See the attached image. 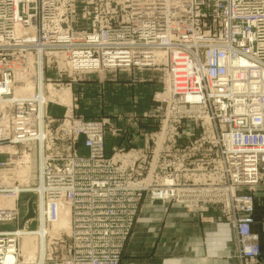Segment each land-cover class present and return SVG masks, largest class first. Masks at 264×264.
I'll return each mask as SVG.
<instances>
[{
	"label": "built area",
	"instance_id": "2783aa9c",
	"mask_svg": "<svg viewBox=\"0 0 264 264\" xmlns=\"http://www.w3.org/2000/svg\"><path fill=\"white\" fill-rule=\"evenodd\" d=\"M210 16L215 29L202 28ZM133 68L164 71L165 96L158 101L207 119L223 185L264 183V0H0V264H120L146 196L194 204L191 184L151 178L167 170L156 164L158 149L172 147V137L159 144L166 124L155 133L154 149L115 145L108 155L107 135L126 132L114 118L84 119L77 103L63 116L49 113L54 104L66 106L50 98L61 80L49 78V70L78 82ZM193 108L199 116L190 114ZM116 118L128 124L132 115ZM25 168L34 173L29 181L19 174ZM24 193L32 197L23 213ZM224 193L237 215L240 254L259 257L254 194ZM9 196L13 205L2 204ZM213 198L221 199L220 192ZM31 199L34 217L25 220ZM64 206L70 231L46 233L45 248L24 256L21 229L35 231L28 225L35 221L37 228L54 226Z\"/></svg>",
	"mask_w": 264,
	"mask_h": 264
},
{
	"label": "rangeland",
	"instance_id": "374dc122",
	"mask_svg": "<svg viewBox=\"0 0 264 264\" xmlns=\"http://www.w3.org/2000/svg\"><path fill=\"white\" fill-rule=\"evenodd\" d=\"M214 15V14H213ZM217 22L213 21V17L210 16L209 20L206 22V24L202 27V28H206L207 25H210L213 29H215ZM120 74H128L130 81L132 82V79L135 80L137 79V82H141V83H148V84H152L153 86L150 87H146L148 88L150 91L153 92V96H151L152 98L149 101V104L151 105V107H149V104L143 106L140 110H130V109H123L121 110L120 108H114L115 105H118V101H120V98H118L117 96H113L111 94H108V90L106 91L105 87L101 88V86H105L104 84H106V87H112V85L108 84L107 82H109L107 79L109 78H117L118 76H120ZM47 76H49V78H55L58 80H61V82L59 83L60 87H65V89L63 91H58L60 89V87L57 88V86L55 87L56 89H54L51 86V94L52 96H59L61 102H63V104H65L66 106H60V105H52L49 108V113L54 116H63L65 114V112L69 109L67 106H70L72 103L73 104H78V109L76 110V115H79L81 117H84V119H91V118H95V119H101L104 117H109L112 118L114 117L116 114L119 115V113H123L124 112L127 115H132V120L130 121V123H128L130 125V128L135 127L136 125H143V124H149V128L153 129V130H143V137L144 139L141 140L143 141V147H149V149H154L155 147V141H156V134H159L161 132V128L163 129L164 124L166 122L167 116H170L172 118L176 117V121L177 124L175 126V130L172 134H170V136H167L168 130H166L164 133L162 132V134L160 135V139L161 141L159 142V144H161L162 146H166L167 144H169L171 142V137L173 138V141L170 143V145L172 147H165L162 151V147H160L157 151V153H159L161 158H158L156 160V164L157 161H160L159 163L161 164V166L166 165L167 166V170L166 171H162L161 168L156 169V171H159L157 174L152 173L151 175H153V177H157V179L166 177V176H171V171L173 170V164L175 163L177 157L180 155L183 158L185 157V164L187 166H190V170L192 171L191 173H194L190 179V181L187 182V185L190 186V184L194 187L195 191L192 192L191 196L192 199L195 201L194 204H192V206L190 207H184L180 204H175L173 203L172 205H165L166 207H171L174 205H180L184 208H186L187 210H191V211H199L200 213L203 212H207L209 211L211 208H217L221 215L223 216L225 221H228L231 226L234 228V230L236 231L237 234V238H238V232H237V215L228 208L226 202H227V198L225 197V195L227 193H224V191H234L236 197H243V196H248L249 194L253 193L255 196V200H254V207L256 204V196L258 191L262 188V186H264V183H261L259 186L257 187H243V186H234V188H229V184L226 183L225 185H223V181L226 180L225 177L222 176V172L220 174L221 177H216L214 170H218V167L216 166V162L212 161L215 160V149L216 147L213 148H208L209 145L211 144H215L214 141V134L213 135H209L208 134V125H206L204 122V120L207 119H199L196 117H192L189 118L188 115L183 114L184 110H182V108H176L171 109L168 106V101L162 102V101H158L157 99V95L158 94H162L165 90V85H166V81H165V74L164 71H160V70H145V69H138V68H133L131 71H114V73H93V74H87L83 76V80H80L78 82H73L72 79H70L69 77L62 76V77H57L58 75H56L55 72H52L51 70H49V72L47 73ZM126 77V76H125ZM124 77V78H125ZM122 78V77H121ZM119 80V79H118ZM127 80V79H126ZM71 82V85H68V83ZM128 82V80H127ZM126 82V83H127ZM50 83V82H49ZM68 87V88H66ZM58 89V90H57ZM72 93H71V91ZM82 92V94H81ZM67 95V98H66ZM107 95L109 97H107ZM163 95V94H162ZM165 95H163L164 97ZM72 97H73V101H72ZM66 99V100H65ZM82 103V104H81ZM148 103V102H147ZM120 104V103H119ZM148 108V109H147ZM171 110H170V109ZM146 109V110H143ZM114 111L113 114H110V116H106L109 115L110 112ZM143 111V112H142ZM197 110L193 108V110L190 112V114L192 116H199L200 114L198 112H196ZM117 115L114 117L116 118ZM129 118V117H128ZM180 121V122H179ZM116 123V122H115ZM156 125V129L155 126ZM133 126V127H132ZM207 126V129L205 130ZM212 128V126H211ZM134 129V128H133ZM146 129V128H145ZM213 130V128H212ZM160 131V132H159ZM127 132V131H126ZM126 132H120L119 135H114L112 133H109L106 137V143L107 146L108 144L114 143L111 142V140H118V144H116V146H120L123 143H127V149H129L128 147L131 146L132 143H135L133 140L131 141L132 138V134H127ZM125 134H127L128 136H126ZM164 136L167 137V140L164 141ZM140 139V137H138ZM126 139V140H124ZM110 140V142H108ZM121 140V142H120ZM214 141V142H213ZM134 144L131 146L133 147ZM188 146V148H187ZM156 153V154H157ZM107 154H108V150H107ZM109 155V154H108ZM112 155V153H111ZM152 156V153H150V158ZM29 160H30V164L34 165L33 171L34 173L37 172V165H35V160L33 158V155L30 154L29 155ZM190 161L189 164H187ZM2 165H7V164H2ZM210 165V169L209 166ZM218 165V164H217ZM7 167V166H6ZM5 167V168H6ZM200 167L202 168V170L206 169L207 172L205 179L201 178V179H197L196 174L197 171L200 169ZM23 171H25L23 173V175L27 176V174H31V179L34 177V173L32 171H27V168H25ZM7 174V173H6ZM10 175V174H9ZM182 171L179 172V176H182ZM21 176V175H20ZM213 178V179H212ZM30 179V180H31ZM209 179V182L207 183V180ZM212 179V180H211ZM28 181V180H26ZM163 182V181H162ZM222 184V185H220ZM203 189H205L206 193H201L200 190L203 191ZM218 192H220V198H213V197H218ZM188 196H190V190L188 191ZM200 196H204L203 201H199L197 202V198ZM32 197V195L30 193H24L21 195L20 200L18 202V207H20V209H22V212L24 213V211L26 210V202ZM149 197V196H148ZM150 198V197H149ZM191 199V200H192ZM156 202H161L159 200H156ZM7 205H11V204H7ZM13 205V203H12ZM239 215H243V217L245 216V213L242 212V214ZM254 219H255V209H254ZM138 220V218H137ZM137 222V221H136ZM255 222V221H254ZM136 224V223H135ZM254 224V223H253ZM29 228L31 230H37V222H29L28 223ZM135 226V225H134ZM253 228V226H252ZM22 230V229H21ZM134 230V229H133ZM133 230H132V234H133ZM28 235L30 236V234H28V231L26 232H21L22 238H21V251L23 253H25L24 251H27L29 249V246L31 244V239H33V237L28 240L25 241L24 240V236L23 235ZM253 234L255 235V233L253 232ZM132 236V235H131ZM130 236V238H131ZM129 238V239H130ZM129 239L126 241V245L129 241ZM256 239V237H255ZM33 241L36 242L35 239H33ZM256 242L258 243V245L261 248V245L259 244L258 240L256 239ZM38 244L40 245V242H38ZM125 245V247H126ZM125 250V249H124ZM123 250V253H124ZM240 250L241 247L239 246V252L238 255L245 261V263H250L255 261L256 264H258V258L257 257L255 259H246L244 256H242L240 254ZM262 252V250H261ZM38 256V254H37ZM123 256V254H122ZM122 260V258H121ZM121 263V261H120Z\"/></svg>",
	"mask_w": 264,
	"mask_h": 264
},
{
	"label": "crops",
	"instance_id": "0c3cea01",
	"mask_svg": "<svg viewBox=\"0 0 264 264\" xmlns=\"http://www.w3.org/2000/svg\"><path fill=\"white\" fill-rule=\"evenodd\" d=\"M129 77L128 74H120L117 78H109L107 83L112 87L107 88L104 84L105 86L101 88L105 87L108 94L120 98L114 108L141 111L153 96V92L146 87L153 85L137 82V79L129 82ZM113 113L114 111L106 116ZM119 114L126 115L125 112ZM114 121L118 127L125 128L127 134H132L131 141L135 143L131 146L134 144V148L144 146L141 141L144 139L143 130H153L149 128V124H143L134 131L124 120L114 118ZM153 125L156 129V125ZM127 134L125 135L128 136ZM117 141L111 140L114 143L108 144L109 155L118 144ZM126 141L123 146H127ZM256 197L255 222L252 229L262 250L258 264H264V186ZM238 252L239 241L236 231L224 220L217 208L200 213L187 210L180 205L166 207L162 202H153L146 196L120 264H247Z\"/></svg>",
	"mask_w": 264,
	"mask_h": 264
},
{
	"label": "bare ground",
	"instance_id": "6f19581e",
	"mask_svg": "<svg viewBox=\"0 0 264 264\" xmlns=\"http://www.w3.org/2000/svg\"><path fill=\"white\" fill-rule=\"evenodd\" d=\"M170 2V0H168V3ZM22 31L19 29L18 30V33H21ZM165 54H161V56H164ZM107 73V72H105ZM25 88H29V85L26 84V85H23ZM68 88V87H66ZM211 88H213V85H211ZM65 89V87H62L60 91H63ZM69 89V88H68ZM71 91V90H70ZM72 93V91H71ZM50 98L51 99H59V96H52V94L50 95ZM66 98H67V95H66ZM73 99V97H72ZM66 100V99H65ZM61 101V100H60ZM63 103V102H62ZM82 104V103H81ZM71 106V105H70ZM205 123V122H204ZM166 124V128L168 130V133L167 135L169 136L170 134H172L175 130V126L177 124V122L175 121H172L170 122L169 120H167L165 122ZM206 125H208V134H212V128H211V125L209 124V122L205 123ZM207 129V126L205 128V130ZM167 139L166 136H164V141ZM141 148H144V147H141ZM33 155V158L35 160V165H38L39 166V160H38V156H36V154L34 152L31 153ZM159 158H161L159 156ZM122 159H126V157H123L122 156ZM190 161L187 163L189 164ZM155 167V165H154ZM182 171V176H179V172ZM25 171H22L20 170L19 171V174L21 176H23L24 180H30L31 179V174H27V176L23 175ZM192 171L190 170V166H187L185 164V157L183 158L182 156H178L175 163L173 164V170L171 171V176H166L164 178H160L159 180L165 182V181H171L173 180L174 182H188L190 181V179L192 180L191 176L194 174V173H191ZM207 170L204 169L202 170V168L200 167V169L197 171V174H196V177L197 179H205L206 177V173ZM221 172V169L218 168V170H214V173L216 175V177H220V173ZM153 175H151L152 177ZM213 179V178H212ZM211 179V180H212ZM34 181V180H32ZM209 182V179L207 180V183ZM2 204H11L14 203L13 202V197H3L2 200H1ZM71 217H70V213H69V210H68V207L64 206L62 207V212H61V215H60V218L59 220L57 221V223L54 225V226H46V225H43V226H40V228H38V230H35V231H29L27 229H22L20 231L21 232H26L28 231V234H30V236L28 235H23L24 236V240L25 241H28L30 239V237L33 239L36 240L33 241V239H31V244L29 246V249L27 251H24L25 253H22L24 254V256L28 257L29 259L30 258H34L38 249L40 248V245H42V248L44 249L45 248V236H46V233H56L58 231H61V232H69L70 231V225H71ZM38 242H40V245L38 244Z\"/></svg>",
	"mask_w": 264,
	"mask_h": 264
},
{
	"label": "water",
	"instance_id": "95a60500",
	"mask_svg": "<svg viewBox=\"0 0 264 264\" xmlns=\"http://www.w3.org/2000/svg\"><path fill=\"white\" fill-rule=\"evenodd\" d=\"M32 217H34L33 199H31L29 202V212H28L27 216L25 217V220L32 218ZM1 228H6V227H1Z\"/></svg>",
	"mask_w": 264,
	"mask_h": 264
}]
</instances>
